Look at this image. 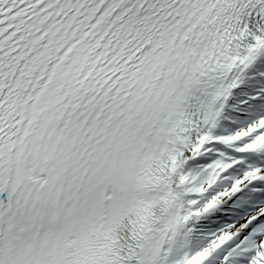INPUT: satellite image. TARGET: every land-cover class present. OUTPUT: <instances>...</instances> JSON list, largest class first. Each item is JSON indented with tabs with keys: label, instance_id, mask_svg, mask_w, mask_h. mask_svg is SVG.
I'll return each mask as SVG.
<instances>
[{
	"label": "snow or ice",
	"instance_id": "1",
	"mask_svg": "<svg viewBox=\"0 0 264 264\" xmlns=\"http://www.w3.org/2000/svg\"><path fill=\"white\" fill-rule=\"evenodd\" d=\"M0 264H264V0H0Z\"/></svg>",
	"mask_w": 264,
	"mask_h": 264
}]
</instances>
